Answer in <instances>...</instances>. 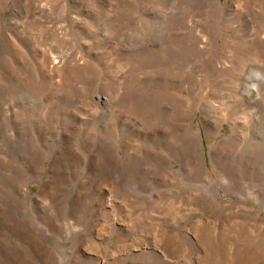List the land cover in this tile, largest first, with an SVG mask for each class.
Returning <instances> with one entry per match:
<instances>
[{
  "label": "rangeland",
  "instance_id": "obj_1",
  "mask_svg": "<svg viewBox=\"0 0 264 264\" xmlns=\"http://www.w3.org/2000/svg\"><path fill=\"white\" fill-rule=\"evenodd\" d=\"M261 7L0 0V264H264V230L251 249L206 256L191 227L264 229V157L251 163L254 143L242 127L233 139L227 108L210 111L228 104L232 33ZM261 85L251 116L264 115ZM172 206L182 218L165 217Z\"/></svg>",
  "mask_w": 264,
  "mask_h": 264
},
{
  "label": "bare ground",
  "instance_id": "obj_2",
  "mask_svg": "<svg viewBox=\"0 0 264 264\" xmlns=\"http://www.w3.org/2000/svg\"><path fill=\"white\" fill-rule=\"evenodd\" d=\"M257 2V1H256ZM255 2V3H256ZM260 4V3H259ZM254 5V4H253ZM255 7L258 5H254ZM263 6V5H261ZM250 8V6H248ZM248 8V10H249ZM262 8V7H261ZM263 12L261 13L260 17H259V21L258 23H256V25H254L253 28L250 29V23L247 25H244V27L241 29L240 28V32H233L232 33V38H234L235 40H237L234 44H238L237 46L234 44H231L227 41L224 42V45L226 47H233L236 46L234 48L233 51V56L231 58L230 61V66L229 69L231 71V74L226 71V68H222L217 70V74L218 76H222V77H226L228 76V74H230V79H229V83L231 84V86H224V83L227 81L225 80V82L223 84H220V86H224L223 88L227 89V95H226V100L228 101L227 105H224V107L222 106H217V107H210V111L216 114H223V108H227V113L223 114L225 115L226 118H231L234 117V122H232V128L230 130V133H232V137L234 140L238 141L237 144L240 143V127L242 128H246V131L249 133V137L251 138V142L254 143L253 145V152H254V162L251 163H257V162H261V160L264 157V148L262 149L258 144H264V115L260 114V115H250L248 113L250 108H253L254 106L257 105V101H253L251 100V93L249 94V90H247L248 92L246 93L247 95H242V93L239 91V88L244 85L245 83V77L243 76V71L246 68H251L255 67L257 65H260V63H262L261 66H263V62H264V7L262 8ZM260 10V9H259ZM223 16V15H222ZM256 17V16H255ZM258 17V16H257ZM219 18V17H218ZM217 18V19H218ZM255 20V19H254ZM219 22V21H218ZM220 22H222V24H224V27L228 30V25L229 23L227 22L226 19L222 18L220 20ZM219 22V23H220ZM244 23V22H243ZM253 24V23H252ZM220 25V24H219ZM228 27V28H227ZM241 27V26H240ZM252 27V25H251ZM231 31V30H230ZM239 31V30H238ZM227 34V33H226ZM205 35V34H204ZM212 35V34H211ZM201 36V35H200ZM231 37V36H229ZM206 38V37H204ZM207 39V38H206ZM210 39V38H209ZM208 39V40H209ZM231 39V38H230ZM191 40V39H190ZM207 40V41H208ZM206 41V43H207ZM241 41V42H240ZM212 43V42H211ZM221 46V44H220ZM225 47V48H226ZM222 49V47H220ZM233 49V48H232ZM222 52V51H221ZM222 55V53L220 54ZM219 56V54H218ZM223 57V56H222ZM221 57V58H222ZM213 58V57H212ZM224 59L226 57H223ZM241 59L242 62L237 63V61H239V59ZM219 59L218 57L216 58V60ZM228 59V58H227ZM215 60V58H214ZM237 60V61H236ZM212 61V60H211ZM227 61V60H226ZM218 62V61H216ZM228 63V62H227ZM213 65V64H212ZM215 66V65H214ZM214 68V67H212ZM263 68V67H262ZM216 70V69H215ZM238 70H240V74L238 73ZM248 73V72H247ZM228 78V77H227ZM247 83V82H246ZM262 86V85H261ZM218 87V86H217ZM263 87V86H262ZM220 88V87H219ZM224 89V90H225ZM243 89V87H242ZM221 90V89H220ZM259 90V89H258ZM261 90V89H260ZM221 92V91H220ZM252 92V91H251ZM255 92V90H254ZM260 92V91H259ZM226 93V92H225ZM253 94V93H252ZM254 96V94H253ZM189 97H190V101L195 99V95L193 94L192 91L189 92ZM263 99V98H262ZM261 99V101H262ZM260 100V99H259ZM260 103V102H258ZM202 104V103H201ZM208 104V103H207ZM222 104V103H221ZM261 104V103H260ZM263 104V103H262ZM259 105H257L258 107ZM263 106V105H261ZM208 107V106H207ZM264 110V109H263ZM208 111V109H207ZM240 112H244L248 115V121H247V126L244 124H240ZM225 113V112H224ZM262 113V112H260ZM213 115V114H212ZM230 120V119H229ZM216 126V125H214ZM245 134V133H244ZM232 139V140H233ZM228 140V139H227ZM230 141V144L228 143V146H231L233 141ZM226 141V140H224ZM235 144V143H234ZM226 145V144H225ZM221 146V145H220ZM224 146V145H223ZM237 147V145H236ZM222 149H224L223 147H221ZM230 148V147H229ZM228 148V149H229ZM238 148V147H237ZM234 150V149H233ZM256 150V151H255ZM223 151V150H221ZM225 153V151H223ZM228 152V151H226ZM240 157V156H239ZM253 165V164H252ZM195 195H188L186 197V203H193L194 201L199 202L198 199H196L194 197ZM185 204V203H184ZM154 206H156V204H154ZM199 206V205H198ZM157 207V206H156ZM177 208V207H176ZM175 207H170L168 209H166L164 211V215L166 218H169L171 216L174 217H178L182 218V215L180 213L179 210H177ZM192 210V209H191ZM188 213V212H187ZM181 216H180V215ZM218 213H216L217 215ZM191 215V214H190ZM221 218H224L225 216L220 214ZM225 219V218H224ZM234 221V220H233ZM229 223V222H228ZM192 229H195L198 232V236H199V240L203 242V245L205 244L206 246V253H203L208 256L209 253H213L216 255H222L224 252H227L225 250L227 245L232 246H240V244L243 245H247V247H245L247 250L252 247L254 244H258V242H256L254 240V237H256V234H258V236H261V233L263 232V226L262 225H253L252 229H250V227L245 223V222H237L236 224L233 225H220V227L214 226L212 225V223L206 221L203 217L200 219L199 222H196L194 224L191 225ZM257 232V233H256ZM162 234V233H161ZM162 236V235H161ZM205 237V238H203ZM259 239V238H258ZM122 240V239H121ZM257 240V239H256ZM264 241V240H263ZM261 242V241H259ZM256 244V245H257ZM200 245V244H199ZM95 246V245H94ZM201 246V245H200ZM97 247V246H96ZM258 247V246H257ZM256 247V248H257ZM262 247V246H261ZM202 248V247H201ZM231 248V249H232ZM243 248V247H242ZM255 249V247H253ZM108 248H103L104 252L107 253ZM238 251H240V247L237 248ZM244 249V248H243ZM251 249V248H250ZM123 250V249H122ZM256 250V249H255ZM253 251V249L251 250V252ZM263 251V250H262ZM250 252V251H249ZM248 252V253H249ZM260 252V251H259ZM192 253V252H191ZM229 253V251H228ZM236 253V252H234ZM253 253V252H252ZM251 253V254H252ZM256 253V252H255ZM212 254V255H213ZM226 255V254H225ZM261 254H259L260 256ZM211 256V255H210ZM258 256V255H257ZM264 256V255H263ZM235 257V256H234ZM252 257V256H251ZM255 257V256H254ZM261 257V256H260ZM222 258V257H221ZM236 258V257H235ZM239 258V257H238ZM242 258V257H241ZM264 258V257H263ZM190 259V258H189ZM205 259V258H204ZM240 259V258H239ZM262 259V258H260ZM206 260V259H205ZM215 261V260H214ZM245 261V260H244ZM253 261V260H252ZM222 262V261H221ZM243 262V261H242ZM257 261L255 260L254 263H256ZM246 263V261H245ZM251 263V261L249 262ZM253 263V264H254ZM211 264V263H210Z\"/></svg>",
  "mask_w": 264,
  "mask_h": 264
},
{
  "label": "clouds",
  "instance_id": "obj_3",
  "mask_svg": "<svg viewBox=\"0 0 264 264\" xmlns=\"http://www.w3.org/2000/svg\"><path fill=\"white\" fill-rule=\"evenodd\" d=\"M245 80L247 81L245 85L247 90H256L261 84H264V71L256 68L249 69Z\"/></svg>",
  "mask_w": 264,
  "mask_h": 264
}]
</instances>
